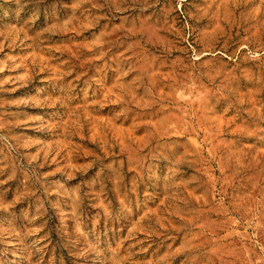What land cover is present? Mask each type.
<instances>
[{
	"label": "rangeland",
	"instance_id": "rangeland-1",
	"mask_svg": "<svg viewBox=\"0 0 264 264\" xmlns=\"http://www.w3.org/2000/svg\"><path fill=\"white\" fill-rule=\"evenodd\" d=\"M0 264H264V0H0Z\"/></svg>",
	"mask_w": 264,
	"mask_h": 264
}]
</instances>
